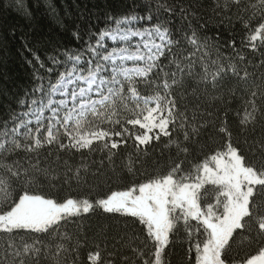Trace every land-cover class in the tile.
Masks as SVG:
<instances>
[{
  "label": "snow or ice",
  "instance_id": "obj_1",
  "mask_svg": "<svg viewBox=\"0 0 264 264\" xmlns=\"http://www.w3.org/2000/svg\"><path fill=\"white\" fill-rule=\"evenodd\" d=\"M93 9L74 48L0 36V264H264V0Z\"/></svg>",
  "mask_w": 264,
  "mask_h": 264
},
{
  "label": "trees",
  "instance_id": "obj_2",
  "mask_svg": "<svg viewBox=\"0 0 264 264\" xmlns=\"http://www.w3.org/2000/svg\"><path fill=\"white\" fill-rule=\"evenodd\" d=\"M40 7H36V4ZM45 3H54L58 17L63 21V25L56 17L50 15L45 8ZM100 0H26V4L32 10L31 22L21 19L16 12L0 11V36L7 35L10 28L15 27L18 35L21 32L39 35L44 41L51 40L59 48L77 47L76 41L72 38V30L77 27L79 13L82 11H94L93 5L99 4ZM82 25V22H81ZM20 47L19 40H9L0 43V87L5 86L11 91L18 90L26 85L28 72L23 64L17 49ZM43 57L45 53L41 51ZM2 102V97H0ZM66 193H61L65 195ZM183 250L177 247L174 256V264H178Z\"/></svg>",
  "mask_w": 264,
  "mask_h": 264
}]
</instances>
